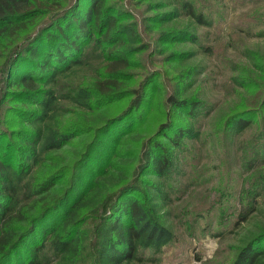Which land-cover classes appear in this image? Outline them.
Listing matches in <instances>:
<instances>
[{
  "label": "rangeland",
  "instance_id": "obj_1",
  "mask_svg": "<svg viewBox=\"0 0 264 264\" xmlns=\"http://www.w3.org/2000/svg\"><path fill=\"white\" fill-rule=\"evenodd\" d=\"M50 1H53L50 5L61 4L55 5L56 8L67 6L68 2ZM188 1L208 24L196 21L177 0H100V11L109 10L114 19L111 31L127 24L135 28V39L118 34L109 41L114 54L110 58L120 57L124 64L108 61L103 47V51L70 65L56 76L55 83L47 86L65 94L75 86L91 87L107 70L119 72L116 78L119 88L113 92L116 100L104 102L95 97L97 104L87 110L65 99L59 101V127L74 128L78 133L34 165L30 174L33 185L55 179L33 215L62 194L76 162L90 149L89 144L97 140L98 130L109 124L111 117L128 109L136 90H141L143 96L138 112L142 117L140 125L118 144H111L109 168L82 197L73 213L74 221L68 228L72 229L76 223L80 240L77 251L72 255L51 256L49 264H93L94 227L112 209L109 207L116 193L133 180L144 142L170 118L189 124L197 133L194 138L182 139L173 187L154 176H145L137 182L139 194L145 196L152 213L174 237L154 260L131 264H232L253 237L264 235V187L253 204V213L240 223L235 219L247 189L253 188L260 178L264 182V157L251 170L247 171L243 165L254 147L260 151L264 147V0ZM83 3L90 4L87 0ZM54 10L38 13L27 22L25 30L16 33L15 41L8 39L3 43L9 45L0 51V114L8 121L14 118L10 108L21 105L4 102L7 67L16 52L31 44ZM176 33L182 35L175 36ZM53 47L57 44L53 43ZM82 53L85 55V49ZM175 92L181 98L203 102L197 119L187 120L178 111L168 109L167 97ZM5 108L10 111H4ZM24 108L36 107L24 105ZM242 111L253 112L255 118L243 130L230 131L229 120ZM33 128L26 123L10 124L4 128L9 132L4 137L8 142L20 144L18 139L22 140V136L15 131ZM165 144L167 147L171 143L166 139ZM103 147L99 148L106 155L109 148ZM156 184L158 187H154ZM157 188L167 195L165 200ZM249 203L252 205V199ZM59 231L66 235L62 226Z\"/></svg>",
  "mask_w": 264,
  "mask_h": 264
},
{
  "label": "trees",
  "instance_id": "obj_2",
  "mask_svg": "<svg viewBox=\"0 0 264 264\" xmlns=\"http://www.w3.org/2000/svg\"><path fill=\"white\" fill-rule=\"evenodd\" d=\"M83 1L68 0L67 6L56 8L55 5L61 4L50 5L53 2L50 0H0V51L8 47L9 44H3L8 39L10 42L16 40V33L25 30L32 17L55 9L47 24L33 37L34 41L15 53L5 73L4 102L19 103L21 107L10 108L15 118H10V121L3 117V113L0 114V264H49L51 256L72 255L76 252L80 241L76 223L72 229L68 228L74 221L75 209L109 168V153L113 150L111 144H118L123 136L140 125L142 117L138 112L143 96L141 90H136L128 109L111 117L108 120L110 123L98 130L97 140L89 144L90 149L76 162L62 194L33 215V210L43 201L42 195L53 186L55 179H45L46 183L33 185L30 174L34 165L43 161L47 153L60 149L78 133L74 128L59 127V101L65 99L87 110L97 104L95 97L104 102L106 99L116 100V92H113L119 88L116 82L119 72L117 69L107 70L91 87L75 86L65 94L56 93L47 86L55 83L56 76L65 72L70 65L81 63L84 57L98 50L103 51V47L108 61L124 64L120 57L110 58L114 54L109 41L118 34L127 35L131 40L136 38L133 25H121L111 31L115 26L114 19L109 16V10L106 13L100 11V0H87L89 5ZM177 1L196 21L209 23L195 10L191 1ZM118 12L122 13V10ZM181 35L176 33L175 36ZM42 40L47 43H42ZM53 43L58 48H52ZM84 49L85 55H81ZM177 93L167 97L168 109L178 111L187 120L197 119L203 102L194 98H181ZM24 105H34L36 108L28 110ZM10 109L5 108L4 111ZM254 118L251 111L233 114L228 129L239 132ZM22 123L31 124L34 128L24 132L15 131V134L22 136V140L18 139L20 144L11 140L8 142L4 136L9 132L6 133L4 128ZM188 125L170 118L168 122L161 123L157 131L144 142L133 180L116 193L109 207L112 209L94 227V241L91 243L93 264L151 261L172 240L173 233L157 220L146 204L145 196L139 194L137 181L145 176H154L164 179L173 187L178 169L176 158L178 151H182V139L197 135ZM166 139L171 143L167 147ZM103 146L109 148L106 155L99 148ZM262 157L264 147L261 151L254 147L252 153L243 160L244 168L251 170ZM97 164L98 167H95ZM262 180L260 178L253 188L247 189L240 199L236 223L245 221L253 213L255 201L264 187ZM154 187H158L157 184ZM157 189L165 200L167 195L160 188ZM251 199L252 205L247 204ZM61 226L65 228V236L59 233ZM146 251L150 254L146 255ZM263 256L264 235H258L240 249L232 264H264Z\"/></svg>",
  "mask_w": 264,
  "mask_h": 264
}]
</instances>
